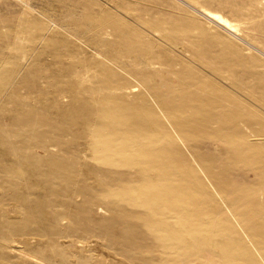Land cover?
<instances>
[{"label":"rangeland","instance_id":"1","mask_svg":"<svg viewBox=\"0 0 264 264\" xmlns=\"http://www.w3.org/2000/svg\"><path fill=\"white\" fill-rule=\"evenodd\" d=\"M154 94L166 101L160 115ZM206 99L216 119L239 114L260 138L239 122L237 140L254 152L249 163L230 164L233 145L212 131L223 122H211L194 154L225 167L231 187L257 189L264 0H0V264H217L216 246L236 235L223 223L233 227L234 217L215 183L181 147L186 162L176 167L139 157L142 141L132 140L151 109L161 123L151 120L149 133L169 149L162 134H174L175 109ZM158 188L187 201L149 215Z\"/></svg>","mask_w":264,"mask_h":264},{"label":"bare ground","instance_id":"2","mask_svg":"<svg viewBox=\"0 0 264 264\" xmlns=\"http://www.w3.org/2000/svg\"><path fill=\"white\" fill-rule=\"evenodd\" d=\"M205 10L218 23L224 25V27L226 29L231 30L232 32H235L234 29H236V25L229 22L220 13H218L216 11L208 10L206 8H205ZM191 39H192V37H191ZM209 39L216 41L219 39V37H209ZM198 43L200 45V42H198ZM206 49H208V48H206ZM207 81H209V80H207ZM191 84L194 85L193 83H191ZM157 86H158V84H157ZM210 88H212V87H210ZM116 89L117 90L123 89V85L118 86ZM149 96H151V95H149ZM153 96H154V102H155V104H154L155 107L153 106V109H154V111H156L160 115L161 114L160 111H162L163 108H166V101L163 99V97H160V95L154 94ZM210 100H212V99L210 98ZM213 105H214V103H213ZM218 109H220V108H218ZM175 110H176L175 116L172 115L173 120L177 121L175 123L176 127L172 126L173 130H174V134L171 135V133L169 131H167V132L162 134V138L164 140L165 139L170 140L171 143H173V144L174 143L175 144L180 143V144H182V146L171 144V145H169V149H168L166 144H164L162 146H156V144H154V141H153V139L149 133V131H150L149 130V123L151 120L153 122H155L156 124H160L161 122H160L159 117H154L155 119H152L153 118L152 110L146 109V112L143 114V116H140L138 118V121H137L138 123H136L137 127H138L137 132H134L136 134H135V136H133L134 138L132 139V140L135 139V141H137V142L142 141L141 148H140L142 151H140L141 153H139V155L140 154H142V155H140L139 157H141V156L143 157L144 154H147L152 159L161 160L162 158H165V159H167L166 162H168L170 165L178 167V166H184L183 161H185L181 158L180 147L182 149H184L185 151H188L191 154V161H193L194 164H197L198 167L201 166L202 169L204 168V172H207L208 175L210 176V179H212V180H210L211 183H215L216 188L220 192V194H218V195L221 196V198L223 197L225 199V201L228 202L227 204H228V206L230 205L231 213L235 219L234 220L231 217L233 219V224H232L233 227H231L229 225V223L226 222V221H228V219H227L228 217L223 222L225 224L227 223V226L230 228L231 231L232 230L234 231V234L236 236L232 242H228V243L226 242V243H223L221 246L220 245L216 246V248L218 247V250H219V255H217V256H219V257H217V259L219 258V260L218 261L214 260L213 262H217V264H220L219 262H222V264H264V221H259L258 220L259 216H256V213H259L258 211L264 212V208L263 209L259 208L258 207L259 205L257 203V200L258 201L262 200L264 202V174L261 175L260 177H258V181L255 182L257 185V189H255V190L252 187L248 188L250 185L247 188L244 186H238V187L232 186L231 187V181L232 180H229V178L225 176V170H224L225 167L215 166L213 164L214 162L212 160H210L211 158L209 159L206 155L204 156V154H200V153L194 154V152H193V150H195L194 149V142H196V139L203 137V134L205 132H206V135L209 134L210 130H212L209 128V123H211V122H214V124H217L219 122H223V124L221 123L223 126L221 125L220 129H218V130L213 129L212 131H217L219 133H220V131L223 132L224 135L227 136L230 140V141L228 140L227 143H229L230 146L233 145V148L230 147L231 149H233V152H232L233 156L231 155L233 158L231 157L232 163H230V164H237V163H242V162L249 163L250 158L254 152V149L249 150V149L245 148L244 146H242L243 144L241 143V140H237V135L238 136L243 135V133L240 134L239 130H238L239 133H237L239 122L245 123L246 130H247L249 135L254 134V136H256L258 138H260V135L257 134L254 130H252L249 126H247V125H249V119L244 120L243 116L241 118V116L239 114H235L234 112H232L231 115H222V111H221V116L223 118L222 119H216V117L218 115H216V114L214 116L212 115V113L209 109L208 100L206 102H204L203 104L200 103V104H195V105L193 103H192V105H186L183 103ZM180 115L183 116L182 117L183 119L181 118ZM176 116H178V117H176ZM161 117L164 118L163 116H161ZM165 118L168 120L170 119L172 121V118L169 115H167ZM177 118H180L181 120L180 119L178 120ZM191 122L193 123L192 126L189 124ZM227 123H229V124L234 123L235 126L231 125L233 127H228V126L224 125ZM103 127H104V125H103ZM241 127H243V126H241ZM231 128L233 129V131H236L235 134H229L228 133L229 129L231 130ZM207 129L208 130L210 129L209 132H207L208 131ZM221 136H222V134H221ZM244 137H246V135H244ZM148 140L150 141V144H151L150 147L147 146ZM160 140H162V139H160ZM160 140L158 143L161 142ZM119 144H120L121 148H125V146L128 147L127 145H124L123 143H119ZM234 145H237L239 147L234 146ZM130 147H133V145ZM174 152L177 154H174ZM182 155H183V153H182ZM159 160L158 161L155 160V161L159 162ZM145 161H146V164H147V162H149V164H150V162H152L150 160L148 161L147 159ZM187 161H188V157H187ZM142 162H144V160ZM261 162L264 163V156L261 157ZM72 163L73 162H69L70 165ZM67 166H68V163H67ZM222 171H224V173H221ZM234 174H235V172H234ZM229 181H230V184H229ZM229 186H230V188H229ZM177 189H178V187H177ZM180 189H182L181 186H180ZM218 191H217V193H218ZM201 192H202V190H201ZM181 193H183V192H181ZM152 194H151L152 196L151 195L149 196L150 200L148 203L150 204V206H149V208H147V213L149 215H155V214L158 215L161 205H163V203L166 201H168L167 203H169L168 205L170 207H173L174 211L178 210L179 204L183 203L185 200L187 201V198H185L183 196H179L178 193L176 192V190H174V189L166 191L164 189L158 188L156 191V195L154 193H152ZM198 194H197V196H198ZM203 202H201L202 205H205ZM231 202H233L234 205ZM201 203H200V205H201ZM206 207H207V205H206ZM192 211H193V209H192ZM232 219H230V220L232 221ZM183 223H181V224H183ZM192 224H194V223H192ZM195 226H196V224H195ZM170 228H171L170 229L171 232H175L178 235V231H179L178 230V228H179L178 222H176L175 225L172 224ZM186 228H188V227H186ZM231 234H232V232H231ZM213 235H214V233H213ZM213 235H211V236H213ZM209 241H211V240H209ZM173 247L177 248L176 245H174ZM153 264H154V262H153Z\"/></svg>","mask_w":264,"mask_h":264}]
</instances>
